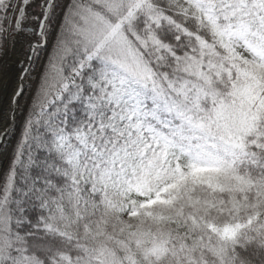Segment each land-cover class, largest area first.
<instances>
[{
    "label": "snow or ice",
    "instance_id": "6c2138e0",
    "mask_svg": "<svg viewBox=\"0 0 264 264\" xmlns=\"http://www.w3.org/2000/svg\"><path fill=\"white\" fill-rule=\"evenodd\" d=\"M0 264H264V0H0Z\"/></svg>",
    "mask_w": 264,
    "mask_h": 264
}]
</instances>
